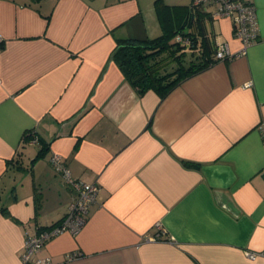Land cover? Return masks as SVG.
Listing matches in <instances>:
<instances>
[{
    "label": "crops",
    "instance_id": "0c3cea01",
    "mask_svg": "<svg viewBox=\"0 0 264 264\" xmlns=\"http://www.w3.org/2000/svg\"><path fill=\"white\" fill-rule=\"evenodd\" d=\"M156 1L0 0V264H21L25 232L67 212L74 193L53 154L97 193L80 232L37 257L264 264V0H250L259 38L241 54L232 19L207 12L215 46L236 55L164 96L139 93L110 59L119 38L162 34Z\"/></svg>",
    "mask_w": 264,
    "mask_h": 264
},
{
    "label": "trees",
    "instance_id": "16d2710c",
    "mask_svg": "<svg viewBox=\"0 0 264 264\" xmlns=\"http://www.w3.org/2000/svg\"><path fill=\"white\" fill-rule=\"evenodd\" d=\"M155 8L162 34L154 38H119L110 59L139 93L153 89L164 96L187 77L214 63L216 46L205 26L206 10L192 5L169 6L160 0ZM177 34L189 43L177 41ZM33 137L27 133L24 140ZM0 209L4 207L0 205Z\"/></svg>",
    "mask_w": 264,
    "mask_h": 264
},
{
    "label": "built area",
    "instance_id": "2783aa9c",
    "mask_svg": "<svg viewBox=\"0 0 264 264\" xmlns=\"http://www.w3.org/2000/svg\"><path fill=\"white\" fill-rule=\"evenodd\" d=\"M193 7H200L208 12L212 17H230L234 24V34L240 40L242 47L236 54L245 53L248 46L255 43L259 38V27L256 16V9L250 0H192ZM209 10V11H208ZM175 39L188 44L189 40L181 35H176ZM2 35L0 34V47ZM227 50L224 44L216 47V58L224 59L234 55ZM53 170L61 176L64 183L74 193L73 199L68 205L67 212L56 224L46 228H40L33 232H25L24 244L21 250V264H52L49 257H37L36 253L40 247L50 238L68 232L76 235L86 223L89 207L95 201L97 185L86 183L74 177L69 171L63 158L59 154H53L50 159ZM156 227L161 229L160 223ZM152 239H155L153 237ZM78 252L66 254V259L71 260L78 256ZM249 258H254L257 253L247 251Z\"/></svg>",
    "mask_w": 264,
    "mask_h": 264
},
{
    "label": "rangeland",
    "instance_id": "374dc122",
    "mask_svg": "<svg viewBox=\"0 0 264 264\" xmlns=\"http://www.w3.org/2000/svg\"><path fill=\"white\" fill-rule=\"evenodd\" d=\"M35 152H36V146H32V147H30V148L27 149V151H26V159L29 162L32 161V158L31 157L35 154Z\"/></svg>",
    "mask_w": 264,
    "mask_h": 264
}]
</instances>
